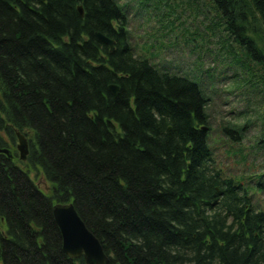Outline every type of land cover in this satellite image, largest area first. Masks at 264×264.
I'll list each match as a JSON object with an SVG mask.
<instances>
[{
    "label": "trees",
    "instance_id": "trees-1",
    "mask_svg": "<svg viewBox=\"0 0 264 264\" xmlns=\"http://www.w3.org/2000/svg\"><path fill=\"white\" fill-rule=\"evenodd\" d=\"M209 1L211 22L264 69V0ZM126 8L117 0H0V150L8 151L0 153V264H85L62 249L52 206L66 203L105 264H264V212L242 176L214 165L201 84L136 54ZM212 70L204 73L214 79ZM248 75L246 86L263 89ZM245 126L218 129L236 143ZM16 132L27 139L25 161Z\"/></svg>",
    "mask_w": 264,
    "mask_h": 264
},
{
    "label": "rangeland",
    "instance_id": "rangeland-1",
    "mask_svg": "<svg viewBox=\"0 0 264 264\" xmlns=\"http://www.w3.org/2000/svg\"><path fill=\"white\" fill-rule=\"evenodd\" d=\"M117 1L127 7L130 41L139 57L147 58L159 72L187 76L201 84L210 102L207 113L213 130L209 145L214 146V165L226 175L242 176L254 204L264 212V193L257 190L264 184V143L258 144L264 134V84L255 93L245 84L250 72L264 80L263 67L245 56L230 37L228 40L223 23L216 27L211 22L216 13L209 0ZM253 37L257 46L263 47L261 39ZM231 50L240 67L230 56ZM203 69H213L214 79ZM220 123L246 125L240 140L233 143L225 139L218 129ZM256 175L260 177L253 178ZM30 177L42 193L49 191L41 171L31 172Z\"/></svg>",
    "mask_w": 264,
    "mask_h": 264
},
{
    "label": "water",
    "instance_id": "water-1",
    "mask_svg": "<svg viewBox=\"0 0 264 264\" xmlns=\"http://www.w3.org/2000/svg\"><path fill=\"white\" fill-rule=\"evenodd\" d=\"M79 15H82L81 6L77 7ZM95 38L102 44L109 47V51L114 50L113 40L107 38L99 32L94 33ZM112 95L117 92L114 85L108 86ZM204 130L206 128H203ZM16 150L21 161H25L28 154V143L26 137L20 132H16ZM0 153L8 154L7 150H0ZM54 221L57 224L62 237V247L69 258L82 257L85 264H105L107 260L98 240L85 228L78 217L72 203L55 204L52 208Z\"/></svg>",
    "mask_w": 264,
    "mask_h": 264
},
{
    "label": "bare ground",
    "instance_id": "bare-ground-1",
    "mask_svg": "<svg viewBox=\"0 0 264 264\" xmlns=\"http://www.w3.org/2000/svg\"><path fill=\"white\" fill-rule=\"evenodd\" d=\"M8 155V154H6ZM18 159H19V155H18ZM20 160V159H19ZM21 161V160H20ZM55 205V204H54ZM54 205L52 206V208L54 207ZM52 215H53V210H52ZM54 218V217H53ZM83 223V222H82ZM84 224V223H83ZM85 226V225H84ZM86 228V227H85ZM87 229V228H86ZM61 233V232H60ZM62 238V237H61ZM99 242V241H98ZM100 244V243H99ZM80 258V257H79Z\"/></svg>",
    "mask_w": 264,
    "mask_h": 264
}]
</instances>
